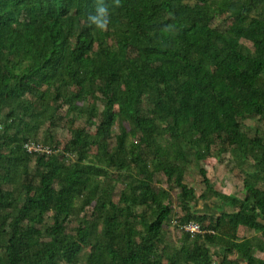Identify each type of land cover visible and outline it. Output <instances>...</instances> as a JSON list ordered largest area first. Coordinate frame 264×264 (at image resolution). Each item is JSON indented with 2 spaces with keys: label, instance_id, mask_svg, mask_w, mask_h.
Instances as JSON below:
<instances>
[{
  "label": "trees",
  "instance_id": "obj_1",
  "mask_svg": "<svg viewBox=\"0 0 264 264\" xmlns=\"http://www.w3.org/2000/svg\"><path fill=\"white\" fill-rule=\"evenodd\" d=\"M99 2L0 0V264H72L85 247L83 264H264V0H105L103 30L87 21ZM63 105L61 148L50 127ZM247 117L260 123L253 134ZM201 152L229 156L242 200L211 192ZM190 165L200 195L185 183ZM176 219L202 233L168 247ZM240 227L259 238L240 239Z\"/></svg>",
  "mask_w": 264,
  "mask_h": 264
},
{
  "label": "rangeland",
  "instance_id": "obj_2",
  "mask_svg": "<svg viewBox=\"0 0 264 264\" xmlns=\"http://www.w3.org/2000/svg\"><path fill=\"white\" fill-rule=\"evenodd\" d=\"M213 22L221 30H224V28H227L228 26L231 25V20H223L218 17L216 18L214 17ZM106 42L108 43V46L110 47L115 45V43H113L111 40L107 39ZM243 43L248 48L250 49L252 48L250 43L248 42H243ZM45 86L46 85H44L43 87ZM87 102H95L99 105L97 98H89ZM87 102H85V100L80 101L78 102V106L84 107L85 103ZM66 109H67L66 105H63L61 112L59 113L62 115V121L61 122L57 121L55 126L50 127L52 134L55 136L56 145L61 148L65 146V144L68 142L70 138V135L67 131V124H66L67 121L65 119ZM35 116L40 120L42 119L41 118L42 114L40 112L36 111ZM241 123H242V126L245 127V130L250 134H253V131L255 130L256 125L258 124L260 125L256 117L254 118L247 117L241 120ZM48 124H49L48 121L43 120V123L40 126V130L38 131L37 142L40 148H41V144L44 146L42 140H46V136H47L46 132L48 129ZM123 125L126 127V129L129 132L128 139L130 141L137 140L138 134H136V132L134 131L135 125L133 123H127V122ZM74 126L84 128L87 131L88 136L91 138L94 137L95 135V132H96L95 123L87 125L82 120L78 119L75 122ZM31 147L33 148L32 145ZM47 151L49 152V150ZM89 151H93V149L90 148ZM201 153H202L201 164L204 167V169L207 171L209 182L212 183V186H213V188L211 189V192L213 194H214V191L215 193L221 192L223 194L232 196L237 200H240V199L242 200L243 198L242 178L237 170L235 169L233 170L231 168L232 163L229 162L230 160L229 156L226 154L223 155V162H218L214 157L209 156L204 152H201ZM156 180L158 181L157 183L158 186H161L165 190L170 191L172 200L174 201L175 196L179 190L174 185H172V183L166 182L165 177L163 175L158 174ZM185 183L189 187L194 189V191L196 192V195H200L203 191L207 190V189L206 190L204 189V186L201 183V178L197 172V169H195L193 165H190L188 168V171L186 172ZM121 189L122 187L118 184L114 192L115 201H118V197H119V193ZM207 204H208L207 201L206 202L198 201V202H193L192 207H193V210L198 213L205 212L206 214H211L212 212L211 208ZM233 206H234V203L233 205L229 203L224 207L223 211H225L226 213L233 212ZM134 211L136 212V214H141L143 212V209L140 207H137L135 208ZM173 211H174L173 213H174L175 218H179L182 215V212H180L175 205L173 207ZM181 224L182 223L177 222V219H176L172 222V225H169L168 227L165 228L164 237H165V240H166L165 242L168 247L175 248L179 244V242L182 240L183 238L182 233H181L182 230L180 229V227L184 226V224L183 225ZM88 253H89V248L87 247L83 248L82 251L75 257L72 264H83L88 256ZM166 253H168V251Z\"/></svg>",
  "mask_w": 264,
  "mask_h": 264
},
{
  "label": "clouds",
  "instance_id": "obj_3",
  "mask_svg": "<svg viewBox=\"0 0 264 264\" xmlns=\"http://www.w3.org/2000/svg\"><path fill=\"white\" fill-rule=\"evenodd\" d=\"M111 20V12L109 5L105 0H100L96 4L95 9L87 14V21L98 29H106Z\"/></svg>",
  "mask_w": 264,
  "mask_h": 264
},
{
  "label": "crops",
  "instance_id": "obj_4",
  "mask_svg": "<svg viewBox=\"0 0 264 264\" xmlns=\"http://www.w3.org/2000/svg\"><path fill=\"white\" fill-rule=\"evenodd\" d=\"M226 195V194H225ZM195 202H198V201H195ZM209 205V204H207ZM210 207V206H209ZM212 211V210H211ZM203 213V212H202ZM209 213V212H208ZM212 213V212H211ZM214 214V213H213ZM248 234V235H247ZM259 232L257 231H251V230H248V229H245L243 227H240L239 228V238L240 239H247V238H250L252 239L253 237H256V238H259ZM254 256L258 259V260H263L264 261V253L261 252V251H256L254 253Z\"/></svg>",
  "mask_w": 264,
  "mask_h": 264
},
{
  "label": "built area",
  "instance_id": "obj_5",
  "mask_svg": "<svg viewBox=\"0 0 264 264\" xmlns=\"http://www.w3.org/2000/svg\"><path fill=\"white\" fill-rule=\"evenodd\" d=\"M28 151H31L32 150V147L31 146H28ZM180 229L182 231H185V232H189L191 234H199V233H202L200 227L196 224V223H187V224H184V226H181Z\"/></svg>",
  "mask_w": 264,
  "mask_h": 264
}]
</instances>
